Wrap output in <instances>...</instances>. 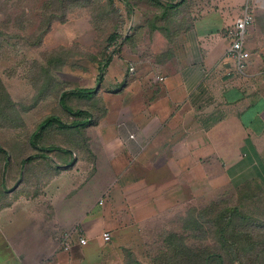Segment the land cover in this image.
Returning a JSON list of instances; mask_svg holds the SVG:
<instances>
[{"label": "crops", "instance_id": "crops-1", "mask_svg": "<svg viewBox=\"0 0 264 264\" xmlns=\"http://www.w3.org/2000/svg\"><path fill=\"white\" fill-rule=\"evenodd\" d=\"M259 1L222 0L191 27L155 29L148 46L126 42L107 66L110 82L96 112L59 98L73 124L58 117L39 124L29 138L39 154L20 159L19 168L10 155L3 163L0 264H114L125 235L160 211L209 193L224 175L244 176L251 165L264 175V29L250 27L242 71L225 56L227 29L246 3ZM81 92L90 99L95 91L74 95ZM48 129L50 140L43 139ZM63 130L72 137L59 146Z\"/></svg>", "mask_w": 264, "mask_h": 264}, {"label": "rangeland", "instance_id": "rangeland-1", "mask_svg": "<svg viewBox=\"0 0 264 264\" xmlns=\"http://www.w3.org/2000/svg\"><path fill=\"white\" fill-rule=\"evenodd\" d=\"M56 1L0 0V148L4 150L0 152V187L7 186L9 178V167L3 164L7 156H12L11 166L19 168L20 159L39 154L30 147L29 138L44 119L54 116L73 124L58 104L60 97H66L71 109L93 113V107L103 108L102 93L111 75L108 64L126 42H151L157 28L172 32L182 21L191 27L204 12L223 7L222 0H58L59 12ZM263 6L262 0L254 6V31L264 29ZM250 57L249 52L247 62ZM81 89L95 91L90 94L94 96L74 95ZM53 132L45 131L43 139L53 138ZM59 132L63 140L55 137L58 145L69 144L70 131ZM252 173L262 175L260 166L251 165L242 174ZM244 176L228 181L224 175L225 181L209 193L160 211L136 232L126 234L114 264H133V260L167 264L166 258L180 250V244L199 255L220 254L225 264H249L246 256L263 249L252 243L257 235L264 240V231L243 233L240 228L264 224V175L253 180ZM235 207L239 210L234 211ZM210 218H215L213 225L204 222ZM222 228L225 231L220 234ZM240 257L245 259L242 263Z\"/></svg>", "mask_w": 264, "mask_h": 264}, {"label": "trees", "instance_id": "trees-1", "mask_svg": "<svg viewBox=\"0 0 264 264\" xmlns=\"http://www.w3.org/2000/svg\"><path fill=\"white\" fill-rule=\"evenodd\" d=\"M60 2L57 0L55 6L57 7V4H59ZM58 11L60 12V7H57ZM49 28V26L44 29L43 32H45L47 29ZM65 99V98H64ZM63 96H62V100L64 101ZM57 122L58 120L55 119L54 116L49 117L47 119H44L41 123L40 126H47L49 125L51 122ZM1 152V150H0ZM239 210L238 207L234 208V211ZM213 221H215V218H210L208 220H204V222L209 225H213ZM204 224V223H203ZM254 229H256L257 231L261 230L264 231V224L260 225V224H254L253 226H244L240 228L241 232H252L254 233ZM225 231V228L221 229L219 231L220 234H223V232ZM256 240L252 243V245H256L258 244V246L262 247L263 249L261 251H255L254 254H249L247 257V261L249 264H259L260 261L264 262V240H261L258 238V235L255 236ZM258 238V239H257ZM233 245L237 246L236 243H234ZM180 250H177V252L173 255V256H168L167 259V264H225V261L223 259V256L217 253H210L207 255H199L197 253H195L194 251L186 248L183 244H180ZM243 255V254H240ZM129 258H133V256L131 254L127 255ZM245 256V255H244ZM240 263L243 262V260H245L244 258L240 257ZM133 264H139L137 261L133 260L132 261Z\"/></svg>", "mask_w": 264, "mask_h": 264}, {"label": "built area", "instance_id": "built-area-1", "mask_svg": "<svg viewBox=\"0 0 264 264\" xmlns=\"http://www.w3.org/2000/svg\"><path fill=\"white\" fill-rule=\"evenodd\" d=\"M255 14H254V7L249 3L244 5L242 13L240 16L235 20L234 24L230 26L226 33L225 38L227 42V48L225 56L226 58L233 59L236 63V66L239 71H242L249 58V52L246 47L247 43V34L250 27L254 23ZM129 72L134 73V68L131 67ZM159 81H163V78H158ZM130 138H133L131 135ZM104 240L109 241L110 235L107 233L104 234ZM79 243L81 245H85L86 241L84 239H80ZM69 248L68 244H65V250Z\"/></svg>", "mask_w": 264, "mask_h": 264}]
</instances>
